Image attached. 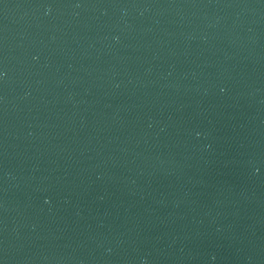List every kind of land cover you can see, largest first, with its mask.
I'll return each mask as SVG.
<instances>
[{
	"label": "water",
	"instance_id": "1",
	"mask_svg": "<svg viewBox=\"0 0 264 264\" xmlns=\"http://www.w3.org/2000/svg\"><path fill=\"white\" fill-rule=\"evenodd\" d=\"M264 175V0H0V264H116Z\"/></svg>",
	"mask_w": 264,
	"mask_h": 264
}]
</instances>
